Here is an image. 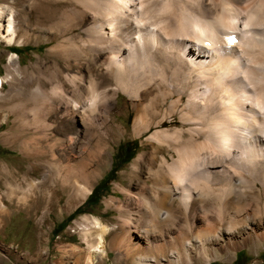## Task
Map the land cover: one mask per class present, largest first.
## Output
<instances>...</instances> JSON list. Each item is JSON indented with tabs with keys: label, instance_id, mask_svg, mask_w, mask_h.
Masks as SVG:
<instances>
[{
	"label": "bare ground",
	"instance_id": "1",
	"mask_svg": "<svg viewBox=\"0 0 264 264\" xmlns=\"http://www.w3.org/2000/svg\"><path fill=\"white\" fill-rule=\"evenodd\" d=\"M26 2L27 26L36 42H53L49 52L57 67L43 78L23 79V89L13 86L7 96L1 89L18 69L0 74V100L34 104L30 121L19 120L33 133L10 131L1 138L20 151L24 164L0 163V226L14 201L32 216L62 201L71 209L91 193L110 140L122 129L111 118L117 100L112 82L130 93L134 81L137 91L154 83L158 92L149 91L147 101L170 109H152L147 125L146 114L137 112L131 134L154 125L148 138L166 141L172 152L159 161L155 153L135 157L133 170L148 164L151 190L126 191L137 199L133 209L121 197L105 201L120 215L116 226L84 218L89 248L74 251L77 260L102 264L109 256L106 234L117 260L129 264H190L195 254L209 260L217 250L264 240V0ZM19 18L12 5L0 7V36L8 45L31 35ZM17 61L11 51L9 63ZM177 105L180 125L173 119L171 130L159 129Z\"/></svg>",
	"mask_w": 264,
	"mask_h": 264
},
{
	"label": "rangeland",
	"instance_id": "2",
	"mask_svg": "<svg viewBox=\"0 0 264 264\" xmlns=\"http://www.w3.org/2000/svg\"><path fill=\"white\" fill-rule=\"evenodd\" d=\"M11 5L16 9L24 31L31 35L24 43L12 45L6 44L0 36V74L5 76L8 67H17L18 69L16 71L18 75L16 74L12 81L4 82L1 92L6 96L13 86L14 88L23 89V85L20 84L23 79L31 82L33 79L43 78L45 74L52 72L55 66L57 67L55 65V54L49 52L53 42H36V31L29 29L27 26L26 12L28 6L26 0H0V7H11ZM1 21L4 25L6 24L3 19ZM11 51L18 53L19 63L18 61L12 62L13 64L9 63ZM20 67H23L25 71ZM84 77L87 79L86 75ZM149 85V87L144 89L142 87L137 91L136 82L133 81L132 90L128 93L123 91L122 85L115 80L112 82L111 88L117 89V100H115L116 107L111 111V118L122 126V129L120 134L114 136V141L113 139L110 140L106 154V164L98 167V174L91 182L92 195H90L91 193L86 194L84 200L71 209H67L65 201H62L57 209L48 211L41 208L32 216L17 207V202H12L11 207L2 216L0 226V264H85L82 259L78 261L74 254V251L80 249L85 251L89 248L81 232V224H84L85 219L97 218L110 227L116 226L121 222L120 215L115 208H107L105 201L114 196L121 197V203H124L128 208L131 206L133 209L137 205V199H129L126 191L148 193L151 190L147 174L148 164L140 165L136 170H133L135 157L139 153H148V155L155 153V161H159L163 155L169 158L172 151L168 149L166 141L159 142L148 138L149 131L156 130L154 125L150 126V130H144L139 135L131 134L137 112L146 114L142 125L150 123L152 109H155L158 114L169 112V103L153 105L154 103L147 101L149 91L158 92V88L155 87L154 83ZM31 88H34V84L30 86ZM30 89L26 92H30L31 95ZM159 89L162 90V86ZM175 98L176 96L170 100ZM185 100L186 96H184L183 102ZM30 101V99L21 100L20 105L14 106L18 99L0 100V163H7L14 167L24 164L20 151L11 145H5L1 138L2 135L10 131L24 135L33 133L31 126L19 121H25V119L30 121V109L34 105L33 101ZM181 109V105L175 106L171 118L166 119V122L159 129L171 130L176 126L171 123L173 119L177 120V126H179L178 116ZM76 125L78 128L83 129V122L79 119ZM47 133L48 138L54 135L51 130H48ZM82 139L85 140L84 137ZM40 145H44V143L42 142ZM86 147H83V149L86 150ZM84 156L85 167L89 170L91 168L89 163L92 162L87 155V151H84ZM259 195V199H261L262 194ZM251 201L248 200L249 208L254 204ZM197 225V227H200L202 223L198 222ZM247 227L248 225H246ZM246 230L248 231V229ZM93 237H89V242L95 240ZM110 238L111 235L106 234L108 244L104 248L107 249L109 256L103 257L102 264H129L123 258L117 260L118 253L109 249ZM223 239L224 236L221 240L223 241ZM216 253V255H210L209 260L195 254L193 262L190 264H264V240H250L249 243L240 248L228 251L217 250Z\"/></svg>",
	"mask_w": 264,
	"mask_h": 264
},
{
	"label": "trees",
	"instance_id": "3",
	"mask_svg": "<svg viewBox=\"0 0 264 264\" xmlns=\"http://www.w3.org/2000/svg\"><path fill=\"white\" fill-rule=\"evenodd\" d=\"M12 52H15V51H12ZM16 53V52H15ZM18 54V53H17ZM90 195H92V193L90 194ZM90 198V197H89ZM98 199V198H97ZM95 201H97V200H95Z\"/></svg>",
	"mask_w": 264,
	"mask_h": 264
}]
</instances>
